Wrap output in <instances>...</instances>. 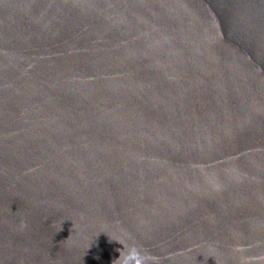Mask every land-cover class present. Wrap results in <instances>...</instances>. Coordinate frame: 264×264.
Wrapping results in <instances>:
<instances>
[{
    "label": "water",
    "instance_id": "1",
    "mask_svg": "<svg viewBox=\"0 0 264 264\" xmlns=\"http://www.w3.org/2000/svg\"><path fill=\"white\" fill-rule=\"evenodd\" d=\"M264 264V0H0V264Z\"/></svg>",
    "mask_w": 264,
    "mask_h": 264
},
{
    "label": "clouds",
    "instance_id": "2",
    "mask_svg": "<svg viewBox=\"0 0 264 264\" xmlns=\"http://www.w3.org/2000/svg\"><path fill=\"white\" fill-rule=\"evenodd\" d=\"M122 264H129V261L127 260V258L124 259V261L122 262Z\"/></svg>",
    "mask_w": 264,
    "mask_h": 264
}]
</instances>
